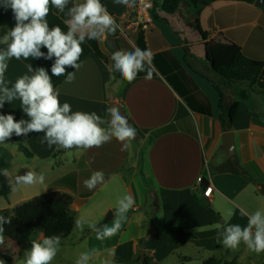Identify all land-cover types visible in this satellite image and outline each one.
<instances>
[{"label":"crops","instance_id":"obj_1","mask_svg":"<svg viewBox=\"0 0 264 264\" xmlns=\"http://www.w3.org/2000/svg\"><path fill=\"white\" fill-rule=\"evenodd\" d=\"M82 2L69 0L63 12L54 7V13L65 21L70 18L68 9ZM198 20L204 37L194 29L187 5L173 14L157 10L144 30L124 28L125 35L117 33L120 51L138 47L152 53L151 65H147L151 77L140 72L131 83L114 75L108 34L99 40L86 37L91 53L72 71V83H65V78L54 88L59 101L69 103L73 112H95L105 121L100 127L108 129L107 89L112 88L115 101L136 130L135 140L126 150L114 137L101 147L64 150L49 147L43 132L21 136L13 132L16 139L10 137L0 144L11 155L7 168L11 191L6 198L0 197L6 199L0 200V209L45 192L69 194L74 225L59 251L73 255L95 250L88 264H142L140 250L150 258L148 264H204L210 257L228 261L220 254L224 228L235 224L243 228L252 213H264V64L253 85L235 83L222 88L227 102L238 101L228 130L233 134L234 154L228 156L222 145V134L227 131L220 124V95L211 82L218 78L205 60L204 44L233 43L248 57L264 62V8L216 0L202 8ZM6 29L0 27V41ZM6 63L5 84L0 87L11 89L18 77L34 74L21 59ZM241 91L245 98L239 97ZM6 114H12L15 121L31 119L22 111L18 97L4 101L0 115ZM29 170L43 174L44 183L17 185L15 178ZM96 171L104 174V183L89 190L84 181ZM197 176L204 177L199 184ZM205 183L212 187L208 197L202 195ZM11 194L12 203L7 201ZM126 194L133 197V207L110 238L98 240L87 225L83 231L76 227L80 216L97 229L112 227L117 200ZM173 226L186 227L193 237L168 232ZM149 228L153 231L146 240Z\"/></svg>","mask_w":264,"mask_h":264},{"label":"clouds","instance_id":"obj_2","mask_svg":"<svg viewBox=\"0 0 264 264\" xmlns=\"http://www.w3.org/2000/svg\"><path fill=\"white\" fill-rule=\"evenodd\" d=\"M112 2L114 5L126 6L137 4V0H112ZM139 2L143 3V0ZM68 3L69 0H0V7L11 9L15 21L12 28L6 29L0 41L7 44V50L0 51V85L5 84L7 59L19 60L23 57L27 60L30 56L44 59L54 56L55 61L51 66L52 76H65V83H72L75 80V72L66 73V68L72 67L78 70L81 67L78 61L83 53L82 44L86 37L89 40H99L106 34H114L119 28L101 0H83L82 3H74L68 9L70 18L64 21L67 32L58 25L49 28L47 16L50 5L63 12ZM41 47L47 49L46 54L40 51ZM111 60L114 61L112 68L118 69L119 74L128 83H131L140 72H147L148 78L151 77V70L147 66L151 65L152 61L150 50H141L138 47L130 52L117 50L112 53ZM27 67L29 72L33 71L31 65ZM0 92L3 93L0 96V108H3L5 100L11 101L18 97L22 111L31 118L28 121L23 119L15 121L12 114L0 115V144L5 143L13 132L21 136L31 131L43 132L44 141L49 147L56 145L64 150L73 147L87 150L91 147H101L114 137L121 142L122 150H126L136 136V130L128 125L126 118L116 109L110 111V125L108 129H104L100 124L105 121L95 112H73L69 103L65 102L61 105L59 91L54 90L52 79L44 68L37 69L31 76L18 77L11 89L6 86L0 87ZM22 125L26 126L22 127ZM3 174L7 176V170H4ZM103 177L102 172L96 171L84 181V186L92 190L97 184L104 183ZM44 181V175L33 170L15 178L17 185L25 186L43 184ZM133 204L134 200L130 194L117 200V218L112 227L105 225L102 229H97L96 225L89 223L83 216L77 218L76 227L83 231L84 226L87 225L96 232L98 240L110 238L120 230ZM6 223H10V220L0 216V243L3 242V224ZM241 242L257 254L264 252V213L260 210L248 217L247 226L242 228L239 224H235L224 228L222 243L225 247L235 249ZM60 245L61 237L57 235L46 237L42 242L33 240L23 264H51ZM94 255L95 250L81 253L75 264H88ZM0 264H4V261L0 260Z\"/></svg>","mask_w":264,"mask_h":264},{"label":"trees","instance_id":"obj_3","mask_svg":"<svg viewBox=\"0 0 264 264\" xmlns=\"http://www.w3.org/2000/svg\"><path fill=\"white\" fill-rule=\"evenodd\" d=\"M153 4V15L155 12L162 11L166 14H173L179 10L183 5H187L193 16V27L200 32V35L204 37V33L199 27V13L202 8L216 0H148ZM231 1H243L246 3H253L254 0H231ZM139 2V0H137ZM101 3L106 6L108 12L113 16H119L125 10L124 4L114 5L112 0H101ZM49 28L54 25H58L61 29L67 32V26L64 21L54 13V6L50 5V12L47 16ZM15 24L11 9H4L0 7V25L6 26L8 29L12 28ZM108 36L116 38L118 40L117 31ZM11 41H9L10 43ZM205 46V60L208 63L213 74L218 78L217 81L211 80L213 86L220 95V124L224 131L230 130L233 117L238 107V101L233 99L229 102L223 94L222 88L226 86H232L235 83H247L253 85L262 69L264 64L263 59H253L244 54L242 49L233 43H221L216 41H209L204 44ZM83 53L79 58L78 63L91 53V49L88 46L86 40L82 44ZM7 44H0V51H6ZM42 53H47V49L40 48ZM27 66L31 65L33 72L39 68H44L48 75L52 79L54 88L58 86L66 77L65 76H52L51 66L55 61L53 56L50 59L44 58H32L31 56L25 60L20 58ZM72 67L66 68L67 72H72ZM116 77L120 74L114 73ZM240 98H245L246 94L241 91ZM11 137L16 139L14 134ZM19 148L25 154L30 157L31 153L22 145L19 144ZM11 155L5 148L0 146V197L6 198L10 191L11 185L9 178L3 174L4 170H7L10 163ZM72 201V197L63 192L52 191L45 192L40 195L34 196L12 208L0 209V216L10 223L3 224L4 232L3 237L11 240L21 249L28 248L32 243V236L37 232L42 234L43 239L57 235L61 237V241L66 239L70 234L74 225V216L69 212V205ZM170 233H180L186 238H192L193 235L187 231L184 226H173L167 230ZM8 264L10 259L5 258ZM150 258L144 255L142 258V264H148ZM204 264H237L235 260L221 261L215 257H210L204 261Z\"/></svg>","mask_w":264,"mask_h":264},{"label":"rangeland","instance_id":"obj_4","mask_svg":"<svg viewBox=\"0 0 264 264\" xmlns=\"http://www.w3.org/2000/svg\"><path fill=\"white\" fill-rule=\"evenodd\" d=\"M2 201H6L4 198H0ZM12 203V194L7 200ZM40 233L37 232L33 237V240H37L38 242H42L43 238L41 237L39 240ZM67 244V242H66ZM227 247H225L222 243L220 254L223 256L225 260H235L237 264H264V252L259 254L249 250L247 246L241 242L240 245L235 249H230L227 253ZM31 249V245L26 249L19 248L16 244H14L11 240L3 237V242L0 243V260L4 261V264H8L5 258L11 260L9 264H23V260L26 259V253ZM79 254L71 255L69 252L59 251L51 262V264H75L76 260L80 256Z\"/></svg>","mask_w":264,"mask_h":264},{"label":"built area","instance_id":"obj_5","mask_svg":"<svg viewBox=\"0 0 264 264\" xmlns=\"http://www.w3.org/2000/svg\"><path fill=\"white\" fill-rule=\"evenodd\" d=\"M125 10L119 16L114 17L116 24L119 28L116 30L118 34L125 35L124 28L144 30L153 21V4L151 1L143 0V3L137 2L136 5H124ZM116 18L120 22H117ZM124 24V25H123ZM204 177L197 176L196 183H201ZM212 191V187L207 185L203 187L202 195L208 197Z\"/></svg>","mask_w":264,"mask_h":264},{"label":"water","instance_id":"obj_6","mask_svg":"<svg viewBox=\"0 0 264 264\" xmlns=\"http://www.w3.org/2000/svg\"><path fill=\"white\" fill-rule=\"evenodd\" d=\"M253 4L255 6L264 8V0H254ZM106 43H107V46L112 50V52H115V51L119 50L117 41H116V39L114 37L108 36L106 38ZM115 72L118 73L119 70L118 69H115ZM107 95H108V109H109V115H108V118H107V124L110 125V121H111L110 111L112 109L118 110L119 113L123 117H125V115L123 113L122 107L114 99V92H113V89L112 88H108L107 89ZM127 123L130 126L128 120H127ZM134 140H135V138H134ZM222 145H223V148H224V150H225V152H226V154L228 156H231V155L234 154V141H233V134H232V132L227 131V132H224L222 134ZM205 186H206V183L203 185V187H205ZM149 196L151 197L152 202H153V204L155 206V210H156L157 209V199H156V195H155L154 190H151L149 192ZM108 214L110 216L111 213H108ZM106 220H108V215L105 216V218H104V221H106ZM152 231H153L152 228H149L148 229L147 235L145 237L146 240L150 238V236L152 234ZM138 254H140L141 257L143 258L144 257V250L138 251Z\"/></svg>","mask_w":264,"mask_h":264}]
</instances>
